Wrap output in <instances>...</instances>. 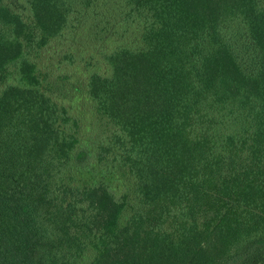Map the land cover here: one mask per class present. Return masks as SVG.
<instances>
[{
    "label": "trees",
    "instance_id": "trees-1",
    "mask_svg": "<svg viewBox=\"0 0 264 264\" xmlns=\"http://www.w3.org/2000/svg\"><path fill=\"white\" fill-rule=\"evenodd\" d=\"M0 264H264V0H0Z\"/></svg>",
    "mask_w": 264,
    "mask_h": 264
},
{
    "label": "rangeland",
    "instance_id": "rangeland-1",
    "mask_svg": "<svg viewBox=\"0 0 264 264\" xmlns=\"http://www.w3.org/2000/svg\"><path fill=\"white\" fill-rule=\"evenodd\" d=\"M77 42V44L78 45H80V44H84L85 43V39H80L79 41H76ZM56 57H58V54L57 55H55ZM54 62L56 63V60H54Z\"/></svg>",
    "mask_w": 264,
    "mask_h": 264
}]
</instances>
